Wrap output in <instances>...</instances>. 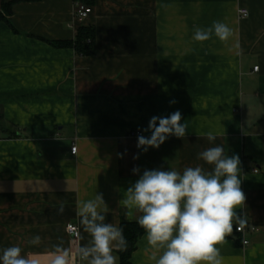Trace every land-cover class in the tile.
Listing matches in <instances>:
<instances>
[{"label": "crops", "instance_id": "obj_1", "mask_svg": "<svg viewBox=\"0 0 264 264\" xmlns=\"http://www.w3.org/2000/svg\"><path fill=\"white\" fill-rule=\"evenodd\" d=\"M79 2L93 10L84 22L75 18ZM213 21L232 29L227 43L192 39L194 27ZM81 27L94 30L92 55L65 44ZM177 110L184 138L137 148L133 130ZM213 146L239 156L246 196L237 212L246 213L249 245L234 225L218 246L223 264H264V0L22 1L9 23L0 22V254L18 245L22 255L50 264L61 241L75 252L91 239L76 202L95 193L110 209L106 223L137 222L140 214L129 215L120 201L144 170L210 171L197 156ZM70 224L80 228L78 243ZM35 235L41 243L30 245ZM152 252L145 234L131 263L154 264Z\"/></svg>", "mask_w": 264, "mask_h": 264}, {"label": "clouds", "instance_id": "obj_2", "mask_svg": "<svg viewBox=\"0 0 264 264\" xmlns=\"http://www.w3.org/2000/svg\"><path fill=\"white\" fill-rule=\"evenodd\" d=\"M192 39L203 43L213 35L227 43L233 35L232 29L222 21H213L209 27H194ZM175 103V101H172ZM179 110L167 117L153 116L146 129L150 137L138 136L137 148L147 152L158 149L168 137L184 138L186 123H181ZM158 125V126H157ZM211 142L217 137L209 131ZM72 151L75 153V149ZM122 158L121 154H118ZM138 159L139 156H134ZM197 159L211 165L206 171L201 165L175 169L144 170L139 179L124 192L120 205L140 215L137 223L146 234L148 246L153 250L150 260L154 264H223L219 245L232 235L233 227L243 231L248 225L246 213L238 214L244 208L246 196L239 178L240 158L229 156L222 146L202 150ZM134 174L140 169L134 167ZM67 201H61L57 209L63 214ZM110 211L102 194L77 200L76 215L83 231L91 239L73 252L61 241L52 246L50 264H118L116 252H125L128 241L123 228L106 223ZM41 237L33 236L30 245H39ZM0 264H38L30 255H22L18 245L2 250Z\"/></svg>", "mask_w": 264, "mask_h": 264}, {"label": "trees", "instance_id": "obj_3", "mask_svg": "<svg viewBox=\"0 0 264 264\" xmlns=\"http://www.w3.org/2000/svg\"><path fill=\"white\" fill-rule=\"evenodd\" d=\"M39 2L41 0H12L3 1L2 9L0 10V22H8L9 17L12 15L13 5L16 2ZM79 1V0H78ZM82 1V0H80ZM87 5V3L85 4ZM89 6V5H87ZM94 30L89 27H81L77 36V40L74 43H65L66 45H72L76 52L82 56H89L94 53ZM64 44V45H65ZM55 45H59L56 44ZM120 227L123 228V234L128 241V249L125 252H118L120 259V264H132L131 259L133 253L138 247L140 239L145 235V232L137 222H130L127 220H122Z\"/></svg>", "mask_w": 264, "mask_h": 264}, {"label": "built area", "instance_id": "obj_4", "mask_svg": "<svg viewBox=\"0 0 264 264\" xmlns=\"http://www.w3.org/2000/svg\"><path fill=\"white\" fill-rule=\"evenodd\" d=\"M93 10L91 7L83 4V3H77L75 6V18L78 22H84L85 20H87L89 18V16L92 14ZM242 17H247L248 13L245 10H242L241 12ZM259 68L257 67L255 70H258ZM140 135H144L143 131L141 130H133L131 132V137L134 138L135 140H138V136ZM145 136V135H144ZM75 149V153L72 151L73 155L77 154V147L73 146L72 149ZM252 231H254L255 229H251ZM67 232L69 234V236L71 237V239L78 243L80 237H81V232H80V228L78 225L75 224H70L67 227ZM236 232L240 235H242V239H241V243L242 246H248L249 245V241L246 239L245 234H246V228H244L243 231H237Z\"/></svg>", "mask_w": 264, "mask_h": 264}]
</instances>
